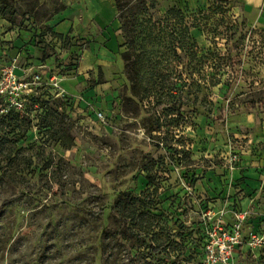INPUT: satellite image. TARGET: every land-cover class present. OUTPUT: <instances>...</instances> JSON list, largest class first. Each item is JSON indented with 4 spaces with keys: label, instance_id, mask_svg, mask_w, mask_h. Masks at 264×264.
Instances as JSON below:
<instances>
[{
    "label": "rangeland",
    "instance_id": "374dc122",
    "mask_svg": "<svg viewBox=\"0 0 264 264\" xmlns=\"http://www.w3.org/2000/svg\"><path fill=\"white\" fill-rule=\"evenodd\" d=\"M175 5L198 18L199 54L224 56L206 66L221 82L184 88L181 108L165 88L134 93L114 0H0V73L27 84L23 107L0 103V264H264V107L248 108L264 100V3L151 12ZM61 11L62 37L48 25ZM123 192L148 221L112 215Z\"/></svg>",
    "mask_w": 264,
    "mask_h": 264
},
{
    "label": "trees",
    "instance_id": "16d2710c",
    "mask_svg": "<svg viewBox=\"0 0 264 264\" xmlns=\"http://www.w3.org/2000/svg\"><path fill=\"white\" fill-rule=\"evenodd\" d=\"M114 1L124 37L121 57L136 95L144 99L153 96L155 87L165 88L181 108L185 106L179 101L184 88L188 87L190 92L195 87V91L201 92L202 88L214 87L221 82L217 73L220 72L219 60L224 56L218 51L199 54L192 35V30L200 25L196 15L186 14L175 5L162 17H157L151 11L157 8L158 0ZM206 66L210 71L218 68V72H207ZM157 101L164 99L159 96ZM262 107L263 99L252 100L248 104L250 109ZM12 114L9 111L4 117ZM137 203L140 204L138 208ZM114 204L112 215L123 219L128 228L132 229L138 210H142V222L148 221L145 216L150 215L149 207L133 193H121Z\"/></svg>",
    "mask_w": 264,
    "mask_h": 264
},
{
    "label": "built area",
    "instance_id": "2783aa9c",
    "mask_svg": "<svg viewBox=\"0 0 264 264\" xmlns=\"http://www.w3.org/2000/svg\"><path fill=\"white\" fill-rule=\"evenodd\" d=\"M38 78L40 79V76L36 75L35 79ZM23 88H27V84H24L23 79L16 74L14 67H6L2 69V72L0 73V103L8 100L11 107L15 105L23 107V103L18 101V96L21 95L20 92ZM224 236H227V234L224 233ZM225 238H227L228 241H222L223 238L221 235L219 236L218 232H215L214 234V239L219 242L222 241L220 252L227 255L230 253L231 244L229 243L230 237Z\"/></svg>",
    "mask_w": 264,
    "mask_h": 264
},
{
    "label": "crops",
    "instance_id": "0c3cea01",
    "mask_svg": "<svg viewBox=\"0 0 264 264\" xmlns=\"http://www.w3.org/2000/svg\"><path fill=\"white\" fill-rule=\"evenodd\" d=\"M245 1L250 8V11H249L250 15H248V17L251 15L253 16L254 14L256 16L257 13H263L261 7L263 6L264 0H245ZM115 19H116L115 22L119 20L117 14H116ZM48 25L50 26V28H52L54 32H58L59 34L67 35L70 33L71 24L68 23V17H67L66 11H61L59 13H56L54 16H52L51 19L48 20ZM78 32L80 31L78 30ZM87 63H88V60L87 58H85L81 62V68L85 69L88 65Z\"/></svg>",
    "mask_w": 264,
    "mask_h": 264
}]
</instances>
